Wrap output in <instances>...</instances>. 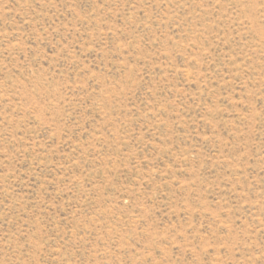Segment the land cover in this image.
<instances>
[{
  "label": "rangeland",
  "instance_id": "rangeland-1",
  "mask_svg": "<svg viewBox=\"0 0 264 264\" xmlns=\"http://www.w3.org/2000/svg\"><path fill=\"white\" fill-rule=\"evenodd\" d=\"M0 264H264V0H0Z\"/></svg>",
  "mask_w": 264,
  "mask_h": 264
}]
</instances>
